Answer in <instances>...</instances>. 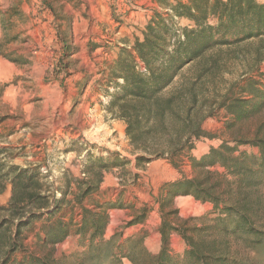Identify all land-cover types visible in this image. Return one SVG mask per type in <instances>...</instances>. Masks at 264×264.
<instances>
[{"label":"rangeland","instance_id":"obj_1","mask_svg":"<svg viewBox=\"0 0 264 264\" xmlns=\"http://www.w3.org/2000/svg\"><path fill=\"white\" fill-rule=\"evenodd\" d=\"M175 2L0 0V156L9 163L39 167L56 198L63 196L66 183H70L67 200L53 220L73 221L71 233L50 246L40 239L44 236L42 225L47 215L36 218L23 229L21 248L12 254L8 264L27 261L33 255L49 256L60 264H76L78 253L85 247L74 229L81 220L82 206L94 208L95 201L112 204L108 209L106 239L113 234H122V240L142 236L147 251L155 255L162 247L159 229L163 215L158 198L164 184L203 177L205 172L193 169L191 159L211 147L224 141L233 143L238 137L251 138L259 127L264 137V111L229 129L230 115L220 107L227 94L240 95V88L248 79L264 83L262 37L212 48L178 74L164 93L195 83L198 103L193 116L201 123L203 134L193 140V148L186 146L178 153L152 157L150 162L136 165L137 156L147 154L132 144L126 122L107 109L110 94L116 91L109 84L108 64L125 45L124 41L142 37L145 25L155 15L170 21L176 29L191 27L190 19L172 17L169 3ZM185 110L184 104L180 111ZM170 122L179 124L175 120ZM241 148L251 149L249 145ZM87 151L91 156V174L95 171L101 174L95 177L98 190L81 204L76 198L81 189L75 178L90 177L81 173ZM116 158L123 164L103 166ZM224 184L235 187L231 181ZM11 194L12 186L8 184L0 195V205H8ZM251 197L257 205L258 224L264 226V184ZM143 208H146L143 221L128 226L143 213ZM172 208L178 210L173 222L177 217L183 221L216 216L212 203L192 195L177 196ZM2 216L8 214L0 212ZM191 225L201 222L192 221ZM13 239V226L0 234V261ZM186 248L180 235L171 236L173 253L183 254ZM223 249L245 264H264V242L254 248L246 239L229 237L224 238ZM122 264L133 263L125 258Z\"/></svg>","mask_w":264,"mask_h":264},{"label":"trees","instance_id":"obj_2","mask_svg":"<svg viewBox=\"0 0 264 264\" xmlns=\"http://www.w3.org/2000/svg\"><path fill=\"white\" fill-rule=\"evenodd\" d=\"M169 6L173 18H188L193 25L176 29L170 21L155 15L145 25L142 37L124 41L125 45L108 64L109 84L116 91L110 94L107 109L126 122L132 144L147 154L137 156V166L150 162L152 157L178 153L186 146L193 148V140L203 134L201 123L193 116L198 103L195 83L186 85V89L164 93L178 74L212 48L264 37V2L259 0H176ZM240 91V95L227 94L220 102V107L230 115L229 129L264 111V83L248 79ZM184 104L183 113L180 107ZM172 120L179 124L171 125ZM244 145L251 149H242ZM90 158L87 151V160L81 168V173L90 177L75 178L81 189L76 198L81 204L99 188L95 177L101 173L91 174ZM113 164L123 162L116 158L103 166ZM191 165L195 170H203V177L167 182L158 198L163 219L159 229L162 247L157 254L147 251L142 236L122 240V234H113L106 239L108 209L112 204L95 201L94 208L82 206L81 220L74 229L85 247L78 253L76 264H122L125 258L133 264H245L224 252L223 246L224 238L229 237L246 239L254 248L264 242V226L258 224L257 205L251 197L264 184L261 127L251 138L238 137L233 143L224 141L200 156H193ZM214 167L222 170L211 171ZM45 178L39 167L9 163L0 156V195L8 184L12 186L8 205H0V212L8 214L0 217V234L14 227V239L0 264H8L12 254L21 248L23 229L36 218L47 215L42 225L44 236L40 238L44 245L54 246L71 233L72 220H53L67 200L71 185L66 183L63 196L56 198ZM230 181L234 182V188L224 184ZM186 195L212 203L216 216L190 217L183 221L177 217L173 222L178 210L172 208V203L177 196ZM145 215L143 208V213L128 226L142 222ZM192 221L201 225H191ZM173 234L185 241L187 248L183 254L170 249ZM17 264L60 262L49 256L33 255Z\"/></svg>","mask_w":264,"mask_h":264},{"label":"built area","instance_id":"obj_3","mask_svg":"<svg viewBox=\"0 0 264 264\" xmlns=\"http://www.w3.org/2000/svg\"><path fill=\"white\" fill-rule=\"evenodd\" d=\"M84 175V174H83Z\"/></svg>","mask_w":264,"mask_h":264}]
</instances>
